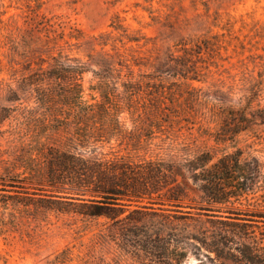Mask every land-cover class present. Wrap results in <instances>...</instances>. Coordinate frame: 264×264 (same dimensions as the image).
<instances>
[{"label":"rangeland","instance_id":"1","mask_svg":"<svg viewBox=\"0 0 264 264\" xmlns=\"http://www.w3.org/2000/svg\"><path fill=\"white\" fill-rule=\"evenodd\" d=\"M263 119L264 0H0V264H216L191 179L173 201L101 187L237 150L264 177Z\"/></svg>","mask_w":264,"mask_h":264},{"label":"trees","instance_id":"2","mask_svg":"<svg viewBox=\"0 0 264 264\" xmlns=\"http://www.w3.org/2000/svg\"><path fill=\"white\" fill-rule=\"evenodd\" d=\"M73 64L70 68L62 67L61 70L68 74L60 73L55 76L56 79L69 82L82 75L85 71L84 65L80 61ZM45 79L46 76L39 80L44 82ZM68 84H73L74 87V90L70 91L71 94L81 93L78 88L81 83ZM87 115L89 112L78 113L77 120ZM59 120L65 124L72 121L73 117L64 116ZM245 129L246 127L238 124L233 132L238 133ZM242 155L243 152L237 150L226 153L217 160H214L210 153H201L187 160L185 164L163 165L160 162H149L142 170L126 168L118 174H112L108 177V183L101 187V191L106 197L128 193L143 197L158 193L166 187V197L173 201L180 199V192L186 191L191 179L203 192L206 202L200 209L206 212L208 221L214 226L211 241H207V230L202 242L207 250L215 252L216 257L211 259H214L216 264H264V205L253 210H244L237 206V203L242 206L243 200L249 201V195L254 198L259 192H262L259 197L264 202V187L258 184L260 179L264 178L263 165L257 158L243 164ZM77 166L79 164L74 165ZM179 176L183 177L181 182ZM223 208L226 210L223 211ZM223 212H226V215H221ZM90 214L103 213L93 211Z\"/></svg>","mask_w":264,"mask_h":264}]
</instances>
